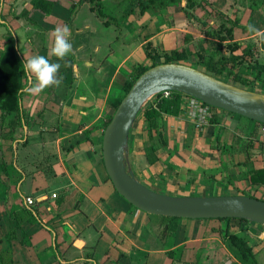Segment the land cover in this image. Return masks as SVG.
Masks as SVG:
<instances>
[{
	"label": "crops",
	"instance_id": "obj_1",
	"mask_svg": "<svg viewBox=\"0 0 264 264\" xmlns=\"http://www.w3.org/2000/svg\"><path fill=\"white\" fill-rule=\"evenodd\" d=\"M31 1L0 0V15L7 19L0 25V53L8 24L18 34L24 58L41 54L61 64V84L32 94L28 89L35 78L27 73L22 99L27 125L13 138L0 137L8 166L7 172L0 167V264H236L222 235L225 222L170 221L139 210L117 192L103 159V124L115 113L113 102L124 97L134 66L152 63L145 45L194 52L203 38L194 31L196 16L185 13L191 12L186 2L170 11L124 17V0H109L107 20L87 0H52L59 3L50 15L20 16L32 10ZM211 2L243 26L260 19L261 12L254 18L245 0ZM241 13L249 15V22ZM64 25L71 29L73 52L57 61L51 55L53 30ZM254 28L248 37L237 33L238 41L253 47L254 57L264 64V28ZM187 35L195 39L186 43ZM258 87L264 83L257 81L252 90ZM183 100L182 114L164 116L167 147L150 141L138 118L129 139V160L138 180L177 197L254 192L264 200V185L254 187L246 179L250 170H264L261 124L206 106L199 108L201 115L207 110L200 122L191 115V99ZM151 145L157 147L153 163ZM206 172L215 178L204 179ZM31 209L55 232L25 211ZM245 235L264 264V226L250 223Z\"/></svg>",
	"mask_w": 264,
	"mask_h": 264
},
{
	"label": "trees",
	"instance_id": "obj_2",
	"mask_svg": "<svg viewBox=\"0 0 264 264\" xmlns=\"http://www.w3.org/2000/svg\"><path fill=\"white\" fill-rule=\"evenodd\" d=\"M186 2V14L192 12L197 17L200 16L199 21L200 31L204 38L197 42L194 52L182 50H173L170 52L159 51L153 47L151 42L145 45L147 58L151 59L152 63L148 66L138 64L132 69L129 80L124 86L125 94L131 89L136 80L148 69L160 64L168 63H182L190 65L194 68L200 69L210 76L218 78L225 76L228 80H232L235 86L247 90H251L256 86L257 81L264 83V64L255 58L253 47L245 48L242 42L238 41V34L242 37H248L254 32L248 30V26H243L238 19L231 18L218 8H216L211 0H124L126 3L124 9V17L129 15H144L152 13L155 10H172L174 8L182 7L183 2ZM248 6L252 9L255 15L260 13V19H255L256 24L264 28V0H245ZM92 5V9L103 19L108 20V15L105 13L107 7L103 0H87ZM59 3L52 0H32V10L24 11L20 16L30 18L33 12H39L43 15H50L54 6ZM122 3V4H123ZM121 5L118 4L117 7ZM1 8V4H0ZM184 9V7H183ZM257 12V13H256ZM15 16V15H14ZM15 16V17H20ZM7 19L0 15V25L2 21ZM7 33L5 34L6 45L0 53V109L2 115L0 117V130L3 131L0 137L13 138L18 133V129H23L27 125L26 116L22 113V99L24 90L27 86L25 77L27 73L23 70V63L25 58L22 56L20 45L18 42V34L8 24ZM195 38L192 35L186 36V43L193 41ZM192 64L187 62L191 59ZM125 96V95H124ZM186 95L173 92L169 98L162 97L159 94L156 102H148L141 112L139 118L144 121V132L150 138V141L157 140L160 146L167 147L169 142L164 133V116H179L184 111L183 97ZM122 100V99H121ZM121 100L113 102L114 110L118 108ZM206 105V104H205ZM212 109L218 110L210 106ZM13 115L12 120H8L9 116ZM113 114L108 116L103 127L106 129L111 122ZM212 122H217L215 119ZM5 132L4 134V131ZM5 135V136H4ZM21 139L24 135L21 133ZM17 139V138H16ZM152 152L148 154L151 163L155 162L153 153L157 147L151 145ZM0 167L3 171H8V166L5 163L3 155V146L0 144ZM214 175L205 173L204 179L213 180ZM249 184L252 186L264 185V170H250L247 173ZM245 195V194H235ZM252 198H257L254 192L246 195ZM259 199V198H257ZM261 200V199H260ZM264 201V200H262ZM63 198H57L58 205H61ZM28 211L34 220L42 223L44 226L51 228L48 224L43 222L35 209ZM163 218V217H160ZM170 221H177L178 218H166ZM223 221L226 226L222 229V235L225 245L232 255L236 258V264H259L257 254L254 247L250 244L245 232L248 230L250 222L245 219H219ZM55 232V231H54Z\"/></svg>",
	"mask_w": 264,
	"mask_h": 264
},
{
	"label": "water",
	"instance_id": "obj_3",
	"mask_svg": "<svg viewBox=\"0 0 264 264\" xmlns=\"http://www.w3.org/2000/svg\"><path fill=\"white\" fill-rule=\"evenodd\" d=\"M195 98L208 106L264 124V94L233 86L182 63L148 69L133 84L104 131L103 159L117 192L151 215L178 219H245L264 225V201L246 195L177 197L156 192L128 169L131 128L148 99L165 92Z\"/></svg>",
	"mask_w": 264,
	"mask_h": 264
},
{
	"label": "clouds",
	"instance_id": "obj_4",
	"mask_svg": "<svg viewBox=\"0 0 264 264\" xmlns=\"http://www.w3.org/2000/svg\"><path fill=\"white\" fill-rule=\"evenodd\" d=\"M248 30L250 32L257 31L252 25L248 26ZM70 37L71 29L67 25L58 26L53 30L51 55L55 56L57 61L64 60L73 52ZM60 68L59 62H52L45 55L36 54L30 58H25L23 70L30 74V78H35L28 91L32 94H39L47 88L58 87L61 84V77L58 75Z\"/></svg>",
	"mask_w": 264,
	"mask_h": 264
},
{
	"label": "rangeland",
	"instance_id": "obj_5",
	"mask_svg": "<svg viewBox=\"0 0 264 264\" xmlns=\"http://www.w3.org/2000/svg\"><path fill=\"white\" fill-rule=\"evenodd\" d=\"M110 1H111L110 3H115V2H118L119 0H110ZM104 2H105L106 5L108 6L107 9L110 8L109 0H105ZM107 9H106V10H107ZM230 12H231V11H230ZM191 14L194 15L193 12H192ZM241 14H242V13H241ZM242 15H244V14H242ZM194 16H195V15H194ZM249 19H250L249 15H248V14H245V15H244V20H245L246 22H249ZM196 20H197L198 22L201 21L200 16L197 17ZM197 21H196V25H195V27H196L197 30H194V31H196V32H195L196 35L198 36V38H200V36H201V34H202V33H200V26H201V25L197 24ZM203 38H204V40H205V36H203ZM193 61H194V57H193L192 60L190 59L187 63H188V64H192ZM218 78H219L220 80H222V81H224V82H226V83L231 84V85L234 86V83L232 82V80H228L225 76H219ZM240 88H241V87H240ZM243 89H244V88H243ZM246 90H247V89H246ZM249 91H252V92L257 93V94H264V88H262V87L255 88V89H253V90L251 89V90H249ZM162 97H163V95H162ZM152 101H153V102H156V101H157V98H154V99H153V97H151L150 99H148L147 103H148V102H152ZM138 118H139V116L134 120L133 125H132V128H131V132H132V130L136 127V125H137V123H138ZM130 136H131V133H130ZM128 151H129V147H128ZM128 157H129V152H128ZM128 169H132V170H133L130 160H129V164H128ZM133 172H134V170H133ZM134 173H135V172H134ZM136 178H137V177H136ZM137 179H138V178H137ZM139 181H140V180H139ZM238 192H239V191H238ZM261 226H264V225H261Z\"/></svg>",
	"mask_w": 264,
	"mask_h": 264
},
{
	"label": "built area",
	"instance_id": "obj_6",
	"mask_svg": "<svg viewBox=\"0 0 264 264\" xmlns=\"http://www.w3.org/2000/svg\"><path fill=\"white\" fill-rule=\"evenodd\" d=\"M172 94H173V92H170V91L162 93L163 97H165V98H169L170 96H172ZM187 97H189V96H187ZM189 98L191 99V102H192L191 103V106H192L191 115L193 117H198L200 122L203 121L205 119L206 114H207V110L201 109L202 110V115H201L199 108L201 106H206L207 108H209L210 106L205 105L203 102H201L195 98H192V97H189ZM261 132L264 134V124H261ZM54 197H56V195H54ZM34 202L35 201L32 198L27 199V203L29 205H33Z\"/></svg>",
	"mask_w": 264,
	"mask_h": 264
}]
</instances>
